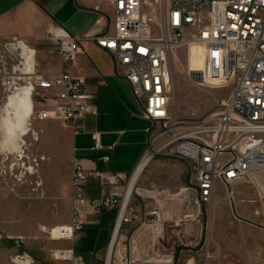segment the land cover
I'll list each match as a JSON object with an SVG mask.
<instances>
[{
  "label": "built area",
  "instance_id": "built-area-1",
  "mask_svg": "<svg viewBox=\"0 0 264 264\" xmlns=\"http://www.w3.org/2000/svg\"><path fill=\"white\" fill-rule=\"evenodd\" d=\"M113 3V31L92 37L111 52L117 69L124 71L133 94L142 102V116L152 122L148 147L130 174L87 170L82 158L74 156L71 220L49 231L54 239L73 240L91 212L117 207L104 264L171 263L174 250L164 245L165 213L161 206L141 215L132 198L125 204L131 177L148 154H152L151 160L161 152L182 158L191 171V183L185 189L195 192L196 217L202 212L201 204L214 201L217 181L226 186L219 199L230 201L236 200V184L256 181V173L264 170V0H169L160 21L144 10V0ZM47 36L60 41L66 58L82 50L83 35L63 25L49 21ZM193 43L225 45L234 58V76L231 92L219 109L184 122L172 110V57L180 46ZM6 45L20 47L26 56L28 51L32 59L31 67L23 65L24 79L33 95L31 124L53 119L80 133L84 116L93 110L88 78L69 72L39 73L34 48L18 36ZM95 136V146L102 147L100 132ZM91 177L100 181L101 197H88L86 184ZM161 192L157 196L161 197ZM260 198L264 205V191ZM56 230L60 233L55 235ZM64 252L68 253L61 258H73V250L71 257L69 249ZM212 256L207 249L203 259L195 253L185 264H208Z\"/></svg>",
  "mask_w": 264,
  "mask_h": 264
},
{
  "label": "rangeland",
  "instance_id": "rangeland-1",
  "mask_svg": "<svg viewBox=\"0 0 264 264\" xmlns=\"http://www.w3.org/2000/svg\"><path fill=\"white\" fill-rule=\"evenodd\" d=\"M168 4L169 0H144V10L160 21ZM26 60L27 56L20 47L0 45V201L8 195L17 196L23 201L21 205L26 212L36 211L37 215L34 213V216L37 220L30 219L26 224L29 229L45 214L37 211H43L44 206L36 201L47 196L43 176L49 173L51 145L55 143L58 130L44 128L42 121L31 124L29 120L32 130L24 137L22 155L10 153L1 146L6 137L2 106L9 94L27 84L23 66ZM172 61V110L178 112L179 120L185 122L202 118L219 109L222 100L231 92L234 76V58L225 45L184 44L174 53ZM156 157L155 162L164 164L161 167L148 166L152 178H146V168L137 183V189L144 187L150 192L139 194L134 191L132 203L141 215H146L155 206H161L165 213L164 245L174 250V262L148 261L137 264H185L187 258L195 253L203 259L207 249L213 254L208 264H264V205L260 198V192L264 191V170L256 173L254 183L236 184V200L219 199L217 206L225 204L228 208L222 217L216 213L214 201L201 204L202 212L196 217L194 207L198 203L195 192L191 190L190 193L185 189L191 183V171L187 180L184 177L180 180L173 155L161 152ZM153 181L155 186L151 185ZM158 191H162L161 197L157 196ZM225 192L226 186L219 183L214 190V200ZM63 208L68 209L65 205ZM57 209L58 205L55 204L54 210ZM115 214L116 210L105 208L102 214L104 226L89 223L83 232L87 235L77 231L76 239L72 241L51 237L49 229L60 224L47 222H43L40 235L26 232L11 237L0 226V240L4 249L17 248L15 261L19 264H54L68 253L64 249H69L71 257V248L60 245L72 242L78 246L82 243L88 246V264H103L98 259L105 241L106 223ZM56 249L60 258L55 256ZM69 259L75 264L73 258Z\"/></svg>",
  "mask_w": 264,
  "mask_h": 264
},
{
  "label": "crops",
  "instance_id": "crops-1",
  "mask_svg": "<svg viewBox=\"0 0 264 264\" xmlns=\"http://www.w3.org/2000/svg\"><path fill=\"white\" fill-rule=\"evenodd\" d=\"M114 14L113 0H0V45L7 44L12 37L18 36L36 50L34 63L39 73L69 72L84 75L88 78L87 89L94 95L93 110L84 116V127L80 133H74L70 127L53 119L42 121L44 128L58 130L55 143L51 145L49 173L46 177L43 176L47 196L36 201L44 206L43 211L42 209L37 211L45 214L28 229L27 222L30 219L36 221L34 213L37 215V212H26L21 205L23 201L17 196L4 197L0 201V226L11 237L24 235L26 232L40 235L43 222L50 224L70 222L74 156L82 158L87 170L98 169L130 174L136 169L148 147L150 136L148 128L152 126V122L142 116V102L133 94L124 71L117 69L111 52L92 37L94 34L113 31ZM49 21L65 26L74 34H82V50L66 58L60 51V41L47 36ZM31 64L32 59L28 66L31 67ZM95 132H100L102 147L95 146ZM106 156L110 158L107 160ZM174 157L177 177L180 180H183V177L187 180L190 175L188 163L182 158ZM44 158L45 156L42 157ZM155 159L157 157L150 160L147 165L161 167L164 164L160 161L155 162ZM147 165L143 173L148 168ZM147 171L146 178H152L150 168ZM137 183L136 190L147 191L144 187L137 189ZM219 183L222 182L217 181L215 187ZM155 184L153 181L151 185ZM86 189L90 198L101 197L103 194L102 185L95 177L89 179ZM219 198L214 200L215 209L222 217L228 208L225 204L217 206ZM55 204L58 205L57 211L54 210ZM64 205L68 209H64ZM109 209L116 210V214L110 216L106 223L105 241L101 245L98 259L103 264L118 214L117 207ZM103 212L104 209L101 212H91L85 226L77 231L85 234L84 229L89 223L104 226ZM57 233L60 231L56 230L55 235ZM60 246L73 250L75 262L88 264L86 254L89 249L84 243L78 246L72 242ZM16 253L17 248L4 249L0 240V264H19L15 261ZM55 256L60 258L57 253ZM54 264H74V261L60 258Z\"/></svg>",
  "mask_w": 264,
  "mask_h": 264
},
{
  "label": "bare ground",
  "instance_id": "bare-ground-1",
  "mask_svg": "<svg viewBox=\"0 0 264 264\" xmlns=\"http://www.w3.org/2000/svg\"><path fill=\"white\" fill-rule=\"evenodd\" d=\"M27 63H31V56L29 52L27 53ZM2 107L4 109L2 123L5 127L6 137L1 146L8 152L17 153V155L20 156L23 153L24 137L30 134L32 130V127L29 125V118L33 108V95L31 87L27 84L26 86L19 88L18 91L9 94ZM151 157L152 154H148L140 162L138 169L131 177L130 184L127 189L125 204H127L132 198V193L135 191L136 183L143 173V169L151 160ZM31 169L33 170L34 167L32 166ZM141 193L145 194L147 191H142ZM117 230L115 232V237L118 232ZM56 251L57 249L55 250V255Z\"/></svg>",
  "mask_w": 264,
  "mask_h": 264
}]
</instances>
